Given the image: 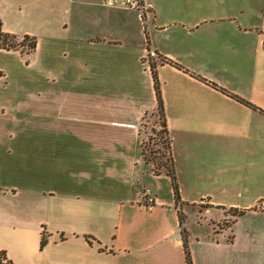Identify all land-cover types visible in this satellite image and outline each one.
<instances>
[{"label": "crops", "instance_id": "crops-1", "mask_svg": "<svg viewBox=\"0 0 264 264\" xmlns=\"http://www.w3.org/2000/svg\"><path fill=\"white\" fill-rule=\"evenodd\" d=\"M120 2L0 0L1 30L36 39L29 55L0 49V252L186 264L182 227L191 264H264L251 211L264 199V0H144V22ZM149 52L178 201L140 151L156 111Z\"/></svg>", "mask_w": 264, "mask_h": 264}, {"label": "trees", "instance_id": "trees-1", "mask_svg": "<svg viewBox=\"0 0 264 264\" xmlns=\"http://www.w3.org/2000/svg\"><path fill=\"white\" fill-rule=\"evenodd\" d=\"M35 46H36V41L34 38H30L28 36H23L21 38L20 37L18 38L17 36H13V35H9L7 33H4L1 30V23H0V49H3V51L4 50H17L20 52L21 55H29L35 50ZM157 59L159 60V62H162V60H160L159 58H157ZM148 64L150 65L151 76H152L151 80H153V86H154L155 98H156V111L153 115H150V118H151V120L152 119L155 120L156 117L160 119V126H161L160 135H161V140H162L161 149L163 150V154H167V157L165 159L166 162L160 163V164L155 166L153 163L154 161H152V158L151 159L147 158L148 156L144 152V148H143L144 139L142 140L141 145H140L141 156H142V159H143L145 165H148L151 167V172L154 176H159L161 174H164L167 177H169L170 182H171L174 200L178 201V199H179L178 188H177V184H176V180H175L173 163H172V159H171L170 139L168 137L165 121L163 118V112L164 111H163V107H162L161 95L159 92V83H158L159 79H157V76H156V64L152 60ZM147 116L148 115H146L145 117H147ZM153 120H152V124L154 125L155 121H153ZM149 132L151 134L154 132V130L149 129ZM143 133H144V135L146 134V129H144ZM150 154L153 155L154 152H150ZM240 215H241L240 213L234 214V216H240ZM179 221H180L179 222L180 225H182L183 219H182L181 215L179 216ZM181 236L183 238V248H184V252H185V256H186V264H191L190 259H189V254H188L189 252H188L187 242H186V238H185L186 233H185L184 229H182V227H181ZM87 239H89V238H87ZM40 242L41 243H39V249L42 250L43 247L46 245V236L44 233H41ZM1 259L4 262L2 263L0 261V264H11V262L5 260V256H4L3 252H0V260Z\"/></svg>", "mask_w": 264, "mask_h": 264}, {"label": "rangeland", "instance_id": "rangeland-1", "mask_svg": "<svg viewBox=\"0 0 264 264\" xmlns=\"http://www.w3.org/2000/svg\"><path fill=\"white\" fill-rule=\"evenodd\" d=\"M120 4L124 10L129 11V12H124V15L130 17V15H133V13H134L135 15L138 16V14L135 11H132V10L130 11L129 9H126L122 5V0H121ZM92 9L93 8H91V10ZM35 41H36V39H35ZM153 62H155L156 66H157V64L159 63V60L157 58H154ZM28 89H29V93H31V94L35 93V90L37 89L36 83L34 82L33 85L29 84ZM145 120L147 122H149L150 116L145 117ZM152 120L150 121L151 123L146 124L147 125V128H146V134L147 135L145 134L143 148H144L145 154L148 156L147 158H149V159L152 158V161H154L153 163L156 166L160 163L166 162L165 159L167 157V154H163V150L161 149L162 140H161V135H160V132H161L160 119L156 117L155 120H153V121H155L154 125L152 124ZM149 129L150 130L153 129L154 132L150 134ZM150 152H154V154L152 155V154H150ZM229 213H232V212H229ZM227 219H229V217H227ZM227 219L222 220L221 224H218V227H221V226L224 227V226L228 225V221L230 219L229 220H227ZM215 231H217V230L215 229Z\"/></svg>", "mask_w": 264, "mask_h": 264}, {"label": "built area", "instance_id": "built-area-1", "mask_svg": "<svg viewBox=\"0 0 264 264\" xmlns=\"http://www.w3.org/2000/svg\"><path fill=\"white\" fill-rule=\"evenodd\" d=\"M144 0H122V5L129 10L135 11L139 17V19L144 22L146 19V15L148 14V8L146 4L143 2ZM157 56L153 52L148 53V60H154ZM142 200L143 205L146 209L151 208L154 203V198L151 194V191L147 188L142 191ZM251 211L255 214H263L264 215V199L258 200L253 205Z\"/></svg>", "mask_w": 264, "mask_h": 264}]
</instances>
